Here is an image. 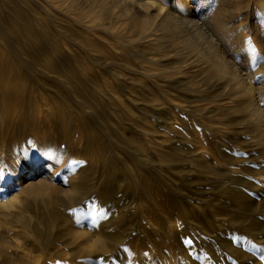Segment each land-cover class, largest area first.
I'll list each match as a JSON object with an SVG mask.
<instances>
[{"label": "rangeland", "instance_id": "rangeland-1", "mask_svg": "<svg viewBox=\"0 0 264 264\" xmlns=\"http://www.w3.org/2000/svg\"><path fill=\"white\" fill-rule=\"evenodd\" d=\"M229 8L208 0L200 19L229 30L225 55L262 87L264 46L248 59L262 14ZM154 22L114 0H0V196L25 161L39 175L0 212L2 256L264 264V140L247 102Z\"/></svg>", "mask_w": 264, "mask_h": 264}, {"label": "bare ground", "instance_id": "bare-ground-1", "mask_svg": "<svg viewBox=\"0 0 264 264\" xmlns=\"http://www.w3.org/2000/svg\"><path fill=\"white\" fill-rule=\"evenodd\" d=\"M208 0H171V4H166L167 0H154L148 3L141 0H114L119 4L121 15L126 18L136 21L139 17H145L146 20L154 19V23L163 30L164 37L167 39L177 40L180 45H193L196 44L197 51L201 54L205 62H210L213 71L217 76H227L228 81L233 87L229 95H235L236 99L246 100L248 111L247 117L250 124L255 128L260 139L264 140V111L262 110V100L259 99V91L264 93V86L257 87L256 77L257 71L245 70L242 67H236L232 60L228 59L225 52L228 51L229 42H225V33L229 30L223 27L222 30L219 26L209 25L200 19L202 14L203 5ZM218 4H222L224 9L228 11L230 5H234L237 9H246L247 11H260L264 19V0H215ZM155 4V5H154ZM224 12V11H223ZM223 18V17H222ZM201 20V21H200ZM257 44L254 48L255 52L261 51L264 46V22L257 28ZM183 32H187L183 34ZM250 48L248 59L255 57V52ZM264 67V66H263ZM1 82L8 85L10 80L14 77L10 73H6ZM264 85V84H263ZM12 94L5 95V98L10 99ZM264 97V96H263ZM235 99V98H234ZM32 153V148L26 151V154ZM204 150L200 152L203 155ZM31 166V167H30ZM22 173L19 176L11 178V189L13 197L8 200L5 195L0 196V212L5 213L16 209L18 198L16 195L22 193L25 185L35 182L39 175L35 172L37 169L36 164L30 165L29 162L23 163ZM48 182L37 188L39 194L50 196L49 191L52 186ZM77 189L73 188L71 192H76ZM89 225V224H88ZM89 226H77L76 231L84 236L88 233ZM95 243L100 241V238L92 236L87 238V242ZM66 252V249H57L55 253L50 254L49 261L45 260L44 255L35 254L30 264H65L64 260L58 262L57 258ZM3 250L0 249V257L5 264H17L16 256L4 255ZM31 255V251L27 252Z\"/></svg>", "mask_w": 264, "mask_h": 264}, {"label": "snow or ice", "instance_id": "snow-or-ice-1", "mask_svg": "<svg viewBox=\"0 0 264 264\" xmlns=\"http://www.w3.org/2000/svg\"><path fill=\"white\" fill-rule=\"evenodd\" d=\"M253 52H255V50L253 49Z\"/></svg>", "mask_w": 264, "mask_h": 264}]
</instances>
